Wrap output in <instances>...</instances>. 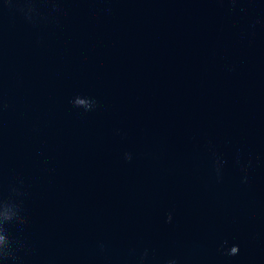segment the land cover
I'll return each instance as SVG.
<instances>
[{
	"label": "water",
	"instance_id": "1",
	"mask_svg": "<svg viewBox=\"0 0 264 264\" xmlns=\"http://www.w3.org/2000/svg\"><path fill=\"white\" fill-rule=\"evenodd\" d=\"M0 264H264V0H0Z\"/></svg>",
	"mask_w": 264,
	"mask_h": 264
}]
</instances>
